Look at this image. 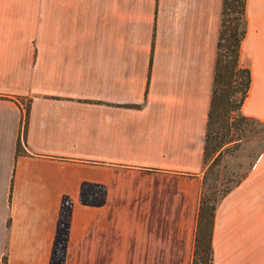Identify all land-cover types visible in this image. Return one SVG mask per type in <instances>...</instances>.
<instances>
[{
  "label": "crops",
  "instance_id": "1",
  "mask_svg": "<svg viewBox=\"0 0 264 264\" xmlns=\"http://www.w3.org/2000/svg\"><path fill=\"white\" fill-rule=\"evenodd\" d=\"M221 3L0 0V264H190ZM245 19L241 113L264 122V0ZM210 247L264 264V149Z\"/></svg>",
  "mask_w": 264,
  "mask_h": 264
},
{
  "label": "trees",
  "instance_id": "2",
  "mask_svg": "<svg viewBox=\"0 0 264 264\" xmlns=\"http://www.w3.org/2000/svg\"><path fill=\"white\" fill-rule=\"evenodd\" d=\"M246 0H222L220 22L216 42V52L212 73L210 103L204 132L202 161L204 171L196 212L193 250L190 264H211V233L214 213L220 200L240 183L264 149V135L250 130V123L264 126V122L245 117L241 106L247 97L250 85V71L239 63L240 44L246 34ZM233 15L228 18L229 15ZM27 110V105H26ZM25 110V114H26ZM257 137V153L249 170L238 175L226 167L229 157L237 149L239 142L247 135ZM232 144L231 146H228ZM16 153H21L17 148ZM220 167L222 171H218ZM216 168V171L214 172ZM80 190L79 202L98 206L103 202V194L96 202L88 201L89 192ZM102 193V192H101ZM92 198V197H91ZM94 198V197H93ZM69 204L62 199V207Z\"/></svg>",
  "mask_w": 264,
  "mask_h": 264
},
{
  "label": "rangeland",
  "instance_id": "3",
  "mask_svg": "<svg viewBox=\"0 0 264 264\" xmlns=\"http://www.w3.org/2000/svg\"><path fill=\"white\" fill-rule=\"evenodd\" d=\"M19 1V8L20 11L23 13H27L28 10L31 9V7L34 5L33 2L38 0H18ZM37 6V3H36ZM233 15H229L228 18L231 19ZM26 110V102H23ZM249 127L252 132L258 133V136L264 135V126H259L256 124H252L251 122ZM257 136V135H256ZM252 138V136L249 134L247 135V138L242 139L241 142H239V145L235 151H233V157H229L228 162H225L226 167L230 168L234 173H237L238 175H243L249 170V166L252 164V161L254 160L255 154L257 153V137ZM232 144H229L228 146H231ZM218 171H222L220 167L217 168ZM216 171V168L214 172ZM99 198V197H98ZM95 197V201L98 199ZM91 197L88 198V201H91Z\"/></svg>",
  "mask_w": 264,
  "mask_h": 264
},
{
  "label": "built area",
  "instance_id": "4",
  "mask_svg": "<svg viewBox=\"0 0 264 264\" xmlns=\"http://www.w3.org/2000/svg\"><path fill=\"white\" fill-rule=\"evenodd\" d=\"M21 106H22V109L25 111V106H24L23 102H22Z\"/></svg>",
  "mask_w": 264,
  "mask_h": 264
}]
</instances>
